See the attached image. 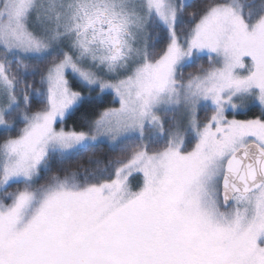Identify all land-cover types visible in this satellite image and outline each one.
I'll use <instances>...</instances> for the list:
<instances>
[{"label":"snow or ice","instance_id":"1","mask_svg":"<svg viewBox=\"0 0 264 264\" xmlns=\"http://www.w3.org/2000/svg\"><path fill=\"white\" fill-rule=\"evenodd\" d=\"M0 264H264V0H0Z\"/></svg>","mask_w":264,"mask_h":264},{"label":"trees","instance_id":"2","mask_svg":"<svg viewBox=\"0 0 264 264\" xmlns=\"http://www.w3.org/2000/svg\"><path fill=\"white\" fill-rule=\"evenodd\" d=\"M79 115H80V114H78L77 117L74 118V120H70V121L68 122V126H69V127L74 126V124L78 125V123H79Z\"/></svg>","mask_w":264,"mask_h":264}]
</instances>
